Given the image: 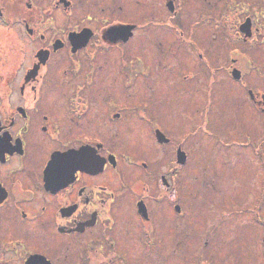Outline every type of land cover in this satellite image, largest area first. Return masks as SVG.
<instances>
[{
  "label": "rangeland",
  "instance_id": "obj_1",
  "mask_svg": "<svg viewBox=\"0 0 264 264\" xmlns=\"http://www.w3.org/2000/svg\"><path fill=\"white\" fill-rule=\"evenodd\" d=\"M14 1L24 11L23 0ZM223 1L210 0L204 10L217 14ZM250 1L254 4L250 9L264 5V0ZM2 2L12 11V0ZM237 23L228 24L229 29L202 24L195 28L201 40L195 43L178 40L167 28H151V35L127 44L126 56L116 50L101 55L97 81L107 86L106 94L148 111L171 141L155 144L148 121L137 120L132 112L122 125L104 128L98 120L102 104L97 106L96 132L100 125L99 134L137 157L121 167L131 190L119 188L114 175L109 181L118 195H126L114 209L122 255L115 250L117 256L110 258V248L101 241L84 245L89 235L66 244L49 231L47 244L31 242L41 246L52 264H264V110L250 101L247 92L250 89L258 98L264 95V26L256 22L258 34L242 42L226 31L236 29ZM1 32L0 75L16 77L25 56L16 62L10 35ZM123 61L136 73L128 75V89L121 92L120 83L126 81L119 71ZM67 65L63 56L51 61L50 97H60L59 89L67 90L74 82L62 76ZM231 66L241 71L239 82L230 76ZM260 106L264 108V102ZM178 146L186 153L184 165L175 162ZM140 161H147L146 169ZM161 175L169 180L168 189ZM138 196L151 202L157 227L153 239H148V224L134 216ZM93 233L98 236V229Z\"/></svg>",
  "mask_w": 264,
  "mask_h": 264
},
{
  "label": "flooded vegetation",
  "instance_id": "obj_2",
  "mask_svg": "<svg viewBox=\"0 0 264 264\" xmlns=\"http://www.w3.org/2000/svg\"><path fill=\"white\" fill-rule=\"evenodd\" d=\"M12 1V11L8 12L0 0V36L1 31L9 33L19 49L16 62L25 56V66L16 77L14 73L0 75V264H32L29 257L36 254L52 264L41 246L31 242L47 244L49 231L66 244L73 237L89 235L84 245L101 241L113 258L119 245L114 209L126 195H118L109 181L114 175L119 188L131 190L121 167L137 157L128 149H118L104 133L99 134L100 125L96 132L97 106L102 104L98 120L104 128L122 125L132 112L137 120L148 121L155 144L170 145L171 139L155 125L148 111L135 104L128 107L106 94L107 86L97 81L99 58L111 50L126 56L128 43L160 27L174 31L178 40L195 43L201 41L196 27L212 22L229 29L228 24L237 21L236 29L226 31L230 37L247 42L258 34L256 22L264 26V5L255 10L250 9V0H224L216 14L204 10V3L210 0H23L22 11ZM185 24L188 31L183 29ZM62 56L68 63L62 76L74 82H69L67 90L59 89L60 97H50L54 93L50 64ZM135 63L143 68L140 62ZM128 65L125 62L119 70L126 78L120 83L121 92L128 89L127 79L136 73ZM230 69L233 78L232 70L239 69ZM241 78L240 71V78L233 79L239 82ZM247 92L250 101L264 110L260 106L263 94L258 98L250 89ZM158 130L165 141L158 140ZM178 150L182 151L180 146L175 162L184 165L186 153L182 151L184 161L179 163ZM85 155L91 163L57 166ZM140 163L147 168V161ZM161 181L168 189L170 182L165 175ZM145 198L136 197L133 211L138 222L148 224L147 236L153 239L157 227L151 202ZM175 211H180L179 206ZM97 229L98 236L92 237Z\"/></svg>",
  "mask_w": 264,
  "mask_h": 264
},
{
  "label": "water",
  "instance_id": "obj_3",
  "mask_svg": "<svg viewBox=\"0 0 264 264\" xmlns=\"http://www.w3.org/2000/svg\"><path fill=\"white\" fill-rule=\"evenodd\" d=\"M248 26V25H247ZM123 37L126 39L127 38V35L123 34ZM232 76L234 79L238 80L240 78V71L237 70V69H233L232 70ZM262 99L264 101V95L262 96ZM158 140L160 142H163L165 141L166 139L164 138L163 134H161L159 131L157 132L156 134ZM177 154H179V158H178V161L179 162H183L184 161V158H183V152L178 150ZM182 156V158H181ZM175 209L178 210V206H175ZM30 259V262L32 264H48V261L45 259V257L41 256V255H32L31 257H29Z\"/></svg>",
  "mask_w": 264,
  "mask_h": 264
},
{
  "label": "snow or ice",
  "instance_id": "obj_4",
  "mask_svg": "<svg viewBox=\"0 0 264 264\" xmlns=\"http://www.w3.org/2000/svg\"><path fill=\"white\" fill-rule=\"evenodd\" d=\"M91 163V158L88 156H82L80 159L77 160H65L60 162L57 166L58 167H69V166H79L81 164Z\"/></svg>",
  "mask_w": 264,
  "mask_h": 264
},
{
  "label": "trees",
  "instance_id": "obj_5",
  "mask_svg": "<svg viewBox=\"0 0 264 264\" xmlns=\"http://www.w3.org/2000/svg\"><path fill=\"white\" fill-rule=\"evenodd\" d=\"M13 45L15 46V43L12 41ZM15 50H17V55H16V58L18 60V57H19V49L17 48V46H15ZM0 59H2V57H0Z\"/></svg>",
  "mask_w": 264,
  "mask_h": 264
}]
</instances>
